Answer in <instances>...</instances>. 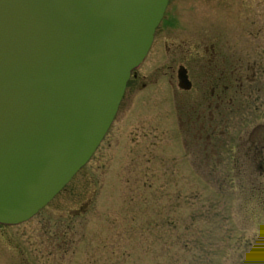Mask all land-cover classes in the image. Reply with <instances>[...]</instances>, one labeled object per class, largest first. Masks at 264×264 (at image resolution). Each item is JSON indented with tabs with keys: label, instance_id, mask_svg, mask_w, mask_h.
Listing matches in <instances>:
<instances>
[{
	"label": "rangeland",
	"instance_id": "1",
	"mask_svg": "<svg viewBox=\"0 0 264 264\" xmlns=\"http://www.w3.org/2000/svg\"><path fill=\"white\" fill-rule=\"evenodd\" d=\"M136 76L89 161L0 225V264H264V0H168Z\"/></svg>",
	"mask_w": 264,
	"mask_h": 264
},
{
	"label": "water",
	"instance_id": "2",
	"mask_svg": "<svg viewBox=\"0 0 264 264\" xmlns=\"http://www.w3.org/2000/svg\"><path fill=\"white\" fill-rule=\"evenodd\" d=\"M168 0H0V225L30 219L88 162ZM178 87L191 86L186 69Z\"/></svg>",
	"mask_w": 264,
	"mask_h": 264
},
{
	"label": "flooded vegetation",
	"instance_id": "3",
	"mask_svg": "<svg viewBox=\"0 0 264 264\" xmlns=\"http://www.w3.org/2000/svg\"><path fill=\"white\" fill-rule=\"evenodd\" d=\"M223 62H224V59L222 60ZM179 66H183L185 69H186V73H187V77H188V80L190 81V78H189V74H188V70H187V68L184 66V65H179ZM230 71L231 72H235V67H232V68H230ZM226 75H229V74H227V72H226V69L224 68V67H222L220 70H219V73H218V80H220V81H225L224 83H222L221 85L219 84H216L215 83V85L213 86V87H217V88H219L220 89V91H222V92H224V90H227V93L230 95V96H232L231 94H233V93H231V92H229V90H230V88H229V82H226ZM231 75H233V73L231 74ZM137 76H136V74L134 75V77L132 78V79H135ZM256 78H255V74H253V78H251V81H254ZM236 81H238L236 84H235V87H237L238 89H241L242 87H243V83L241 82V79L240 78H237L236 79ZM190 83H191V81H190ZM191 86H192V83H191ZM191 86H190V88H191ZM233 87H234V85H233ZM189 88V89H190ZM243 89V88H242ZM241 89V90H242ZM213 90L214 89H211V91L213 92ZM222 92H220V94H217V98H218V100H223V98L225 97V96H223L222 95ZM228 101L230 102V101H233V96H232V98H228ZM217 105L218 104H216V106L215 107H217ZM260 154H258L259 155V158L258 159H261V160H263V156H262V152H259ZM261 155V156H260Z\"/></svg>",
	"mask_w": 264,
	"mask_h": 264
}]
</instances>
